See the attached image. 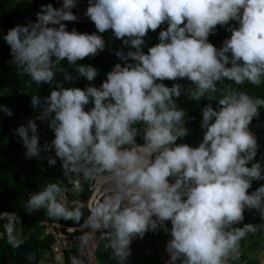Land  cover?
Wrapping results in <instances>:
<instances>
[{"label":"clouds","instance_id":"9594fccd","mask_svg":"<svg viewBox=\"0 0 264 264\" xmlns=\"http://www.w3.org/2000/svg\"><path fill=\"white\" fill-rule=\"evenodd\" d=\"M76 7L77 0H63L59 9L41 6L36 22L11 27L2 36L11 49L9 63L29 77V88L55 84L43 99L31 96L32 108L43 110L15 129L27 149L24 155L39 160L42 151L54 150L48 164L55 166L58 158L73 185L46 183L28 199L27 212L45 210L50 219L79 222L84 205L70 209L58 199L80 189V180L70 174H82L85 181L104 176L114 189L88 206L86 223L108 230L102 238L118 264L131 256L135 238L158 228L171 236L168 264L238 260L241 241L264 233V184L250 192L254 181H264V168L254 162L258 138L250 129L264 98L218 84H264V0H88L84 17L95 26L91 34L68 30L65 22L80 21L72 12ZM217 26L230 33L219 49L209 40ZM158 29L159 43L145 53L146 37ZM109 30L135 50L114 52L123 66L117 63L99 87L93 83L98 70L91 65L79 64L75 78L58 67L62 61L77 65L103 52V34ZM57 72L63 73V81L56 80ZM80 78L89 82L87 87L63 86ZM182 80L195 86L184 89L190 100L209 101L201 110L203 140L198 147L178 143L189 135L187 113L177 105ZM165 81L174 83L168 87ZM217 92L219 97L212 95ZM211 101H217L215 108ZM36 120L47 122L55 137L43 149ZM252 210L259 212L261 224H243L245 212ZM0 220L7 221L0 237L6 234L15 244L21 218L3 212Z\"/></svg>","mask_w":264,"mask_h":264},{"label":"trees","instance_id":"16d2710c","mask_svg":"<svg viewBox=\"0 0 264 264\" xmlns=\"http://www.w3.org/2000/svg\"><path fill=\"white\" fill-rule=\"evenodd\" d=\"M52 4L53 7L59 9L62 7L63 0H0V27L5 32L0 33V106L8 107L13 115L7 116L0 107V213L15 212L21 218L19 225H26L32 223H41L49 221L52 224H60L66 226H79L80 223H72L69 221L53 220L47 217L45 210H40L29 214L25 208L30 196L42 188L48 182H62L61 187L72 189L73 185L68 182L69 178L64 176L60 160L57 158V164L50 166L48 164V157L55 158L54 150L51 152L42 151V159L33 158L31 160L25 157L26 148L23 146L22 140L15 135V129L21 125H27L29 119H35L42 112L41 109H34L31 106V96L39 94L40 97L48 96L52 86L42 85L38 87L33 83L32 87L27 86L29 77L21 76L18 74L16 66L10 64L9 61L13 59L11 56V49L3 40V34L6 30L16 25H25L28 21L36 22V13L41 10V6ZM88 6V0H77V7L72 9V12L80 18L79 22H65L68 25V30L71 31L75 28L77 31L89 34L96 31L94 24H92L86 17L84 12ZM234 23V22H233ZM164 27L163 25L161 26ZM161 29L155 33L149 32L146 37V45L144 46L145 53L147 48L159 43L158 34ZM106 42V48L94 58H87L83 61H78L77 65H68L67 61H62L58 67H63L65 71L77 76L76 68L79 64L91 65L98 70V76L93 82L96 87L106 80L107 73L110 72L117 63L122 64L115 54V51L123 50L125 54L129 50L134 51L124 46L120 40H117L114 35L109 32L103 34ZM230 38V33L224 28L217 26V33L210 36L209 40L218 49L222 47L224 40ZM132 62V61H129ZM57 81H63V73L57 72ZM184 88L182 95L177 99V105L186 111V124L185 127L189 129V135L178 143H187L191 147H198L203 140L202 123V108L205 107L209 101L201 99L200 101H192L184 93V89H194V85L187 80L178 81ZM166 86L171 87L174 82L165 81ZM89 82L80 78L73 82H64L63 86L68 87H87ZM218 88H223L232 91H246L250 96L255 98H264V84L260 86H253L247 82L244 85H235L232 81L225 80L222 84H218ZM212 95L219 97L220 93H213ZM213 107H216L217 101H211ZM90 107V105L88 106ZM259 118L253 119L250 125L251 131L258 138V154L254 162H260L264 168V108L259 110ZM194 117V119H189ZM38 128V136L40 138V145L43 149L46 143L50 144L55 138L54 133L48 128L47 122L36 120ZM31 135V133H30ZM143 143L142 140L138 141ZM250 166V165H249ZM71 179H79L81 186L79 190L70 191L67 196L74 201H83L89 198V191L87 190L88 181H85L83 175L77 176L70 174ZM264 184V181L253 182V188L250 192L255 190L256 187ZM59 199V198H58ZM7 223L6 220H0V233L4 232L3 225ZM261 224L259 212L256 210L246 211L245 220L243 224ZM243 224L240 226L242 227ZM171 223L168 222L170 229ZM39 238L41 235L38 234ZM6 234L0 237V249L7 244ZM171 239L170 234H165L163 228H158L156 231H149L145 234L143 239L135 238L131 244V256H135L142 262H145L147 255L152 257L153 262H161V255L166 251L167 243ZM248 242V241H245ZM107 238L99 249L100 253H106L113 259V251L107 247ZM176 264H181L177 261Z\"/></svg>","mask_w":264,"mask_h":264},{"label":"built area","instance_id":"2783aa9c","mask_svg":"<svg viewBox=\"0 0 264 264\" xmlns=\"http://www.w3.org/2000/svg\"><path fill=\"white\" fill-rule=\"evenodd\" d=\"M90 189L92 191V187ZM87 201L86 199L82 203H87ZM76 203L78 204V202ZM88 206V204H84L82 209L86 210L90 216ZM88 217L84 222L80 223L79 226L57 225L49 221L38 223V227L45 228L46 233L53 235L55 240L51 246L54 259L52 262H47L45 264H74V261L76 264H100L97 260V246L100 243L92 239V235L94 233L102 234L103 229H93L90 226L83 229L87 224ZM49 226L53 229L52 232H49ZM243 256L244 252L242 251V255L238 260L230 259L228 264L244 263Z\"/></svg>","mask_w":264,"mask_h":264},{"label":"water","instance_id":"95a60500","mask_svg":"<svg viewBox=\"0 0 264 264\" xmlns=\"http://www.w3.org/2000/svg\"><path fill=\"white\" fill-rule=\"evenodd\" d=\"M108 230L103 229V234ZM258 232L256 236L259 234ZM14 235L17 237L15 244L9 243L0 249V264H39L38 223L16 226ZM255 236V237H256ZM251 237L250 241L255 238ZM100 248L98 244L97 249ZM100 264H118L117 259L111 258L106 253H97ZM123 264H144L134 256H130Z\"/></svg>","mask_w":264,"mask_h":264},{"label":"rangeland","instance_id":"374dc122","mask_svg":"<svg viewBox=\"0 0 264 264\" xmlns=\"http://www.w3.org/2000/svg\"><path fill=\"white\" fill-rule=\"evenodd\" d=\"M92 184H93V180H88L87 190L89 191V193H92V191L90 189L92 187ZM59 199L62 200V202L67 203V206L70 209L75 208L77 206L76 202L82 203L85 201V200L74 201V200L70 199L66 193L62 194V196L59 197ZM68 204H73V205H68ZM81 211H82L83 215H82V218L79 222L72 221V220H68V221L72 222V223L84 222L86 220V218L89 216V213L84 209H81ZM38 234L41 235V238H40L41 240L39 241V264H41V263L45 264L47 262H52L54 259V254L51 250V246L53 245V243L55 241L54 236L51 234H47L46 229L41 228V227H38ZM102 235L103 234H100V235L97 234L99 240L101 239L102 244H103L105 241V238H102ZM262 235H263V233L260 236H262ZM258 238L254 239L253 241L258 240ZM257 245H258V243H252V242H250V240L248 242L241 241V251H243L245 254L243 256L244 257L243 262L245 261L244 264H260V261L264 260V257L262 258L259 256L258 252L256 253ZM145 263L146 264H155L152 260V257L149 255H147ZM163 264H168V262H163Z\"/></svg>","mask_w":264,"mask_h":264},{"label":"bare ground","instance_id":"6f19581e","mask_svg":"<svg viewBox=\"0 0 264 264\" xmlns=\"http://www.w3.org/2000/svg\"><path fill=\"white\" fill-rule=\"evenodd\" d=\"M113 189H114V185H112L110 182H108L104 176H98L95 180H93L92 193H91L90 197L87 199L88 200L87 203H84V204L94 205L98 199H103L106 196L110 195L112 193ZM68 205H73V204H68ZM57 225H59V224H57ZM85 227H89V225L86 224L83 227V229ZM52 231H53V229L49 226V232H52Z\"/></svg>","mask_w":264,"mask_h":264},{"label":"crops","instance_id":"0c3cea01","mask_svg":"<svg viewBox=\"0 0 264 264\" xmlns=\"http://www.w3.org/2000/svg\"><path fill=\"white\" fill-rule=\"evenodd\" d=\"M99 235H100V233H98ZM103 234V233H102ZM262 233H259L255 238H253L250 242H252V243H258V245H257V249H256V253L258 252L259 253V256L260 257H264V233H263V235L262 236H260ZM251 235V234H250ZM260 236V237H259ZM259 237V238H258ZM92 238L97 242V241H99V243H100V247H101V239L99 240V238H98V236H97V234H93L92 235ZM256 238H258V240H256V241H253L254 239H256ZM100 249V248H99ZM99 249H98V252H99ZM245 255V254H244ZM135 257V256H134ZM139 260V259H138ZM170 260V255H169V253L167 252V250L166 251H164L163 253H162V255H161V262H158V261H155V264H163V262H168ZM142 262V261H141ZM144 264H146L145 262H143ZM244 263H245V261H244ZM244 263H242V264H244Z\"/></svg>","mask_w":264,"mask_h":264},{"label":"flooded vegetation","instance_id":"af4514ba","mask_svg":"<svg viewBox=\"0 0 264 264\" xmlns=\"http://www.w3.org/2000/svg\"><path fill=\"white\" fill-rule=\"evenodd\" d=\"M3 248V247H2Z\"/></svg>","mask_w":264,"mask_h":264}]
</instances>
